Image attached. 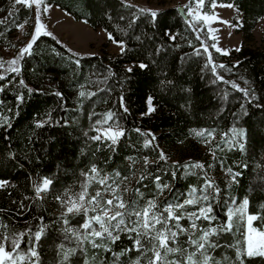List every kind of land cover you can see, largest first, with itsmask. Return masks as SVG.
<instances>
[{
    "label": "trees",
    "instance_id": "trees-1",
    "mask_svg": "<svg viewBox=\"0 0 264 264\" xmlns=\"http://www.w3.org/2000/svg\"><path fill=\"white\" fill-rule=\"evenodd\" d=\"M221 3L233 5L240 13L238 32L244 42L229 55H217L218 64L231 69L230 77L220 74L242 88L254 90L256 98L251 103L230 85L213 83L216 77L208 66L207 54L203 53V39L183 21L176 8L155 11L158 15L153 18L150 15L153 11L124 0H45L46 5L115 36L123 41L124 49L117 55L108 54L102 47L99 55L72 51L77 54L72 56L64 44L41 34L31 55L19 57V75L3 73L12 82L0 94V100L4 101L0 117L7 118V123L0 119V181L8 182L0 188V225H7L0 227V231L19 236L29 229L35 233L43 227L37 245L39 264H60V244L65 249L76 248L71 238H65L61 219L64 209L55 196L80 191L85 179L81 173L93 166L101 170V175L118 172L121 178L127 176L121 185V191L125 186L128 189L124 198L136 199L140 205L154 198L157 193L154 178L160 176L161 183L171 186V191H165L158 199L163 206L169 200L182 202L191 187L203 184L200 169L181 167L202 163L222 190L215 202L219 223L226 221L229 208L241 204L245 198L250 201L249 213H255L264 204V46L253 48L246 44L256 22L264 18V0H215V4ZM211 5L210 0H205L203 10L209 12ZM32 19V8L15 4L14 0H0V20L5 21L0 24V46L11 47L18 29L24 24L30 26ZM25 34L28 36L29 32ZM196 49L201 54L197 55ZM212 60L216 61L213 55ZM141 63L147 67L141 69ZM20 79L27 88L19 84ZM46 81H53V86L49 87ZM6 83L0 80V84ZM80 91L96 95L82 98ZM18 94L24 96L22 103L17 101ZM121 96L129 109L127 113L121 108ZM148 98H152L155 108L152 113H148ZM109 111L115 113L114 119L126 133L114 150L103 138L92 139L98 134L95 130L100 127L98 122ZM39 120L46 121L44 127H36ZM232 128L244 132L243 151L239 147L230 149L223 143L224 133L231 135ZM136 129L153 133L154 143L145 147V140L150 137ZM193 130L206 133L214 130V138L206 146ZM161 151L166 154V161L159 160ZM213 151L215 157L211 155ZM145 159L149 161L148 178L141 181ZM228 168L240 173L238 183H230ZM43 178L52 179L53 184L49 191L41 193L44 198L38 199L35 188ZM96 187L93 184L89 192ZM137 188L143 199L136 198ZM68 219L69 227L79 228L84 217L70 215ZM198 223L207 226L206 222ZM258 223L254 222V226ZM181 224L188 227L189 221L182 220ZM27 239L26 235L20 245L25 251ZM187 239L186 234H181L174 246L195 251L194 246L186 243ZM211 239L219 247L208 251V264L213 261L225 264L235 259L236 249L229 245L243 237L234 225L232 232ZM132 247L133 240L121 234L118 241L107 244L111 251L93 249L87 244L83 254L77 249L70 257V264H85V260L88 264H131L139 253H120ZM178 257L179 254H170V259ZM194 259L202 262L204 257L197 253ZM141 264H146L145 259H141ZM247 264H261V258L247 260Z\"/></svg>",
    "mask_w": 264,
    "mask_h": 264
},
{
    "label": "snow or ice",
    "instance_id": "snow-or-ice-1",
    "mask_svg": "<svg viewBox=\"0 0 264 264\" xmlns=\"http://www.w3.org/2000/svg\"><path fill=\"white\" fill-rule=\"evenodd\" d=\"M195 2L197 8L204 4V0H195ZM14 3L25 5L29 9L35 5L37 9V26L34 28L30 42L19 52L20 58H23L26 53L31 55V50L36 44L37 39L41 36L42 29L46 27L40 19L41 5H45V13L48 11V7L45 4V0H14ZM210 3L214 5L215 0H210ZM228 6L231 7V5ZM188 14L192 15V11H189ZM150 15L155 18L158 14L153 11ZM215 19V15H208L206 13L200 14L198 12L196 16L197 23L201 20L208 21ZM3 23L5 21L0 20V24ZM193 30L195 31L196 29ZM199 30L203 31V28ZM211 31L209 29V32ZM43 34L55 39L51 32L44 31ZM196 38L198 40L200 39L199 36ZM109 39L116 43L122 50L124 49L123 41L118 40L111 34H109ZM171 39L175 40V36H172ZM201 43L203 53L207 54L208 57V66H210L212 74L216 77L213 83L219 81L223 84L230 85L231 88L242 93L243 98L248 103H251L256 98L254 90L250 91L247 88H242L236 82L229 81L218 73L217 68L225 69L226 71H231V69H228L224 64H215L212 60L209 46L204 44L203 41ZM211 47L216 52L228 55L226 51L217 47L216 44H213ZM68 52L72 56L77 55L71 49H68ZM196 54H201L200 49H196ZM76 63L79 64V60H76ZM10 64L12 66L5 69L4 64L0 62V80L7 81L6 84H0V94L4 92L7 84L12 82L3 73L10 72L19 75L21 72L17 59H12ZM139 67L144 69L147 65L141 63ZM131 70V68L128 69L129 72ZM19 84L22 87H28L23 79L19 80ZM28 92L31 93L32 89L28 88ZM56 95L63 98L62 93L57 92ZM95 95V92H79V96L82 98H90ZM226 97L227 93H225ZM17 101L22 103L24 96L18 94ZM120 102L121 108L127 113L129 109L124 104L123 96H121ZM147 104L148 113L154 112L155 108L152 98H148ZM3 107L4 101L0 100V110ZM114 117L115 113L111 111L107 112L104 119L98 122L100 127L95 129L99 134L92 137L96 141H101L102 138L108 141V147L113 148V150L120 139L126 135ZM0 119L7 123L6 117H0ZM110 121L112 123H109ZM45 124L46 121L39 120L36 122V127L42 128ZM104 125L108 126L103 127ZM136 131L145 137H150V139L145 140V147L154 143L156 137L153 133L141 132L140 129H136ZM213 131L206 133L205 131L193 130L197 137L203 139L206 146L211 143L210 138H214ZM224 136L226 139L223 140V143L227 144L230 149L239 147L243 151L244 132L242 130L232 128L231 135L224 133ZM211 155L215 157V151ZM158 156L159 160H167L166 154L162 151L159 152ZM148 164L149 161L145 159V173L140 176L139 179L141 181L148 178ZM181 167L186 169H200L204 175L203 184L200 187H191L182 202L175 199L169 200L163 206H161V203H158V199L164 195L165 191L170 192L171 186L166 182L161 183L160 176L154 178L157 188V193L154 198L145 200L144 204L140 205L136 202V199L126 200L124 198L123 193L127 192L128 189L125 186L123 191H121V185L124 180L128 179L127 176L121 178L118 172L112 176L101 175V170L95 166L91 167L88 172L81 173L85 179L80 184V191L74 193L65 191L62 195L55 196L61 208L64 209L61 219L65 225L63 229L65 238H71L76 244V248L71 249H65L64 244H60L59 247L62 256L60 264H70V257L76 254L77 249L83 254L86 251L85 245L87 244H90L93 249L101 248L111 251V249L107 248V244L118 241L121 234H127V238L133 240V247L124 249L120 255L130 251L139 253V256L131 261V264H141V259H145L146 264H208V251L219 247V244L212 240L211 237L218 236L221 233L232 232L234 225L235 231L240 232L243 239L237 241L234 245H229L236 249L235 259L225 261V264H247V260L257 257L261 258V264H264V204L259 205L255 213H249L247 210L250 201L245 198L241 204L229 208L226 212V221L219 223V217L215 213V202L218 201L222 191L220 186L208 175L207 169L202 163L186 164ZM226 172L230 177V183H238L239 172H233L231 168L226 169ZM172 176H175L174 171L172 172ZM7 183V181H0V188H3ZM52 184V179L43 178L42 182L35 188L36 197L43 199L44 197L41 196V193L49 191ZM93 184H96L98 187L89 192V188ZM135 196L136 198L143 199V193L139 188L135 190ZM70 215H82L84 217L83 223L79 228L68 226L70 224L68 219ZM234 217L236 218L235 221L233 219ZM185 219L189 221L188 227L181 224V221ZM256 221H259V223L254 226V222ZM198 222H206L207 226H202ZM214 222H216V226H212ZM0 227L6 228L7 225H0ZM241 227H243V231H241ZM43 232V227L35 233H31V229H29L25 233H20L19 236H9L6 232L0 231V264H24L25 261H27V264H39L37 245ZM181 234L188 236L186 243L194 246L195 251L187 252L183 247L174 246L177 244L178 237ZM26 235L28 239L25 242L27 245V250L25 251L21 249L20 245ZM194 236L196 237L195 239L193 238ZM197 253L204 257L202 262L194 259ZM170 254H179V257L178 259H170ZM85 264H88L87 260H85ZM212 264H217V262L213 261Z\"/></svg>",
    "mask_w": 264,
    "mask_h": 264
},
{
    "label": "rangeland",
    "instance_id": "rangeland-1",
    "mask_svg": "<svg viewBox=\"0 0 264 264\" xmlns=\"http://www.w3.org/2000/svg\"><path fill=\"white\" fill-rule=\"evenodd\" d=\"M124 1L150 11L184 7V11L189 18V24L200 34L204 44L209 46V51L213 55L214 60L217 59V55L222 56L224 54L216 52L215 49L211 47L213 44H216L217 47L226 51L229 55L232 51L238 50L244 42L243 35L238 32L241 26V15L231 4H212L211 10L207 12L203 10L204 4L197 8L195 0ZM228 5H231V7ZM44 6L45 5H41L40 19L46 27L42 29L41 34H43L44 31L51 32L57 41L80 54L99 55L102 47H105V51L110 55H117L121 52L122 49L109 39V35L105 31L91 28L88 24L76 20L55 6L47 5L48 11L45 13ZM32 10L33 19L31 25L28 26L24 24L18 29L11 41V47L0 46V62H2L4 66H6V64L11 65L10 62L12 59L18 60L20 57V50L30 42L34 28L37 26V9L35 5L32 6ZM189 11H192V15L188 14ZM198 12L200 14L206 13L208 15H215L216 19L208 21L201 20L197 23L196 16ZM201 28H203V31L199 30ZM209 29L212 31L209 32ZM26 32H29L28 36H26ZM246 44L253 48L264 46V18L256 22L255 28L251 34V39ZM215 64L220 65L217 60ZM217 71L222 73L225 77L231 76L230 72L225 69L217 68ZM46 83L49 87L53 86V81H46Z\"/></svg>",
    "mask_w": 264,
    "mask_h": 264
},
{
    "label": "water",
    "instance_id": "water-1",
    "mask_svg": "<svg viewBox=\"0 0 264 264\" xmlns=\"http://www.w3.org/2000/svg\"><path fill=\"white\" fill-rule=\"evenodd\" d=\"M177 12L179 14V16L183 19V21L186 23V24H189V18L187 17L185 11H184V7H178L177 8Z\"/></svg>",
    "mask_w": 264,
    "mask_h": 264
}]
</instances>
